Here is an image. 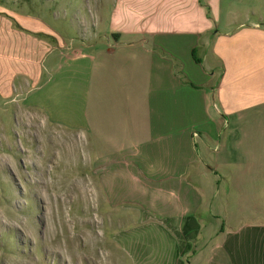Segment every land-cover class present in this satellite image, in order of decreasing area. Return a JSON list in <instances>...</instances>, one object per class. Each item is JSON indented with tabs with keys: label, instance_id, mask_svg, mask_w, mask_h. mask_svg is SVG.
<instances>
[{
	"label": "crops",
	"instance_id": "crops-1",
	"mask_svg": "<svg viewBox=\"0 0 264 264\" xmlns=\"http://www.w3.org/2000/svg\"><path fill=\"white\" fill-rule=\"evenodd\" d=\"M113 2L73 46L0 9V102L84 139L122 264H264V225L213 221L220 173L247 195L263 166L264 0ZM221 132L238 168L230 148L202 159Z\"/></svg>",
	"mask_w": 264,
	"mask_h": 264
},
{
	"label": "rangeland",
	"instance_id": "rangeland-1",
	"mask_svg": "<svg viewBox=\"0 0 264 264\" xmlns=\"http://www.w3.org/2000/svg\"><path fill=\"white\" fill-rule=\"evenodd\" d=\"M113 3L0 0V9L52 25L58 30L60 44L73 46L101 38L100 29L106 25L107 10ZM237 140L232 134L227 143L221 132L219 138L208 141L210 151H202V159L209 164L218 148L220 152L230 148L238 168L246 156L236 150ZM86 146L78 132L51 124L40 109L0 102V264L125 261L113 241L119 228L100 202L94 162ZM262 158L261 169L249 177L247 195L229 191L228 178L220 173L224 191L218 194L213 221L236 230L264 225V155ZM232 173L236 177L237 171Z\"/></svg>",
	"mask_w": 264,
	"mask_h": 264
},
{
	"label": "built area",
	"instance_id": "built-area-1",
	"mask_svg": "<svg viewBox=\"0 0 264 264\" xmlns=\"http://www.w3.org/2000/svg\"><path fill=\"white\" fill-rule=\"evenodd\" d=\"M193 137H197V133L196 132H193Z\"/></svg>",
	"mask_w": 264,
	"mask_h": 264
}]
</instances>
